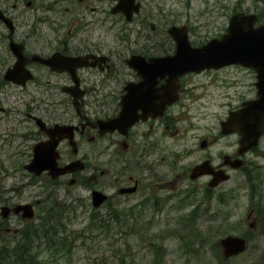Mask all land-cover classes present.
Instances as JSON below:
<instances>
[{"label": "rangeland", "instance_id": "374dc122", "mask_svg": "<svg viewBox=\"0 0 264 264\" xmlns=\"http://www.w3.org/2000/svg\"><path fill=\"white\" fill-rule=\"evenodd\" d=\"M170 2L167 0L163 5L159 2L167 16L162 22L175 23L173 26L176 27L187 26L193 46L201 45L210 34L222 35L231 15L251 13L260 6L258 0H176L174 12H171ZM160 26L165 34L172 25ZM255 81L253 72L236 65L185 77L180 103L169 111V118L163 126L157 155L163 172L160 197L134 209L133 213H127L125 209L128 206H125V212H122L125 217L111 223L98 221L105 212L91 207L93 182L79 180L64 193L66 181L55 184L46 176L34 177L23 170L29 158L21 151L20 145L24 140L21 135H25L28 127L32 129V126L22 115L24 109L6 106L0 120V202L6 198L32 200L34 203L40 201L41 204L36 205L35 219L25 226H29L31 231H35L37 226V230L53 228L60 234L52 236L64 242V247L56 245L46 250L47 246L38 242L40 239L43 243L44 237L41 234L35 236L33 251H45L38 262L225 264L219 241L227 235L246 232L248 225L255 223L258 227L251 235L247 254L231 264H257L249 260L248 253L264 264V134L258 147L243 157L245 172L226 169L229 181L215 189L207 188L208 177L195 181L188 179L192 167L205 160L212 159L213 165H218L223 162L224 155L235 158L239 137L237 134L220 135L219 123L229 111L255 97ZM17 99L18 102L28 101L30 97L1 89V104L13 103ZM160 128L158 133H161ZM203 140L207 142L204 149L200 148ZM148 141L153 139L150 137ZM100 160L95 162L99 163L96 164L97 174L100 169L122 167L117 161L108 166L110 159ZM86 173L82 175L85 177ZM110 177L99 178L108 195L115 193L112 187L109 188ZM135 199L138 197L130 202L134 203ZM249 212L253 214L247 219ZM49 215L54 217L49 220ZM55 219L59 225L53 222ZM11 240H0L1 246L10 245ZM52 255L55 256L52 258Z\"/></svg>", "mask_w": 264, "mask_h": 264}, {"label": "flooded vegetation", "instance_id": "af4514ba", "mask_svg": "<svg viewBox=\"0 0 264 264\" xmlns=\"http://www.w3.org/2000/svg\"><path fill=\"white\" fill-rule=\"evenodd\" d=\"M121 1L0 0V92L7 89L30 97L28 101L18 102L19 97L13 103H0V120L6 106L24 109L22 115L32 126L21 135V151L29 158L26 163L38 145L52 142L56 146L46 151L56 154L58 167L83 162L84 170L56 179L55 184L68 183L64 193L85 179L94 183L90 190L105 194L107 188L99 178L111 176L109 188L115 193L106 194L108 199L99 208L107 213L125 206L131 212L135 206L160 197L163 172L157 155L163 126L169 111L180 103L187 77L179 78L177 91L165 96L168 76L150 62L175 51L167 29L164 34L160 26L175 25L162 22L167 16L159 2L163 5L167 0ZM258 1L260 6L252 13L260 25L264 24V0ZM174 3L176 0H171V12ZM210 35L207 41L219 38L218 33ZM173 97L175 102L160 114L165 99ZM123 108L129 112L117 124ZM132 113L138 120L126 128ZM150 137L153 141H148ZM104 158L110 159L106 165L117 161L122 167L100 169L97 174L99 163L95 162ZM83 172H87L85 177ZM134 197L138 199L131 203ZM18 204L33 201L6 198L0 202V210L3 206L11 210L5 219L0 211V240L19 236L30 224L21 214H12ZM248 255L259 263L253 254ZM262 256L264 259V252Z\"/></svg>", "mask_w": 264, "mask_h": 264}, {"label": "water", "instance_id": "95a60500", "mask_svg": "<svg viewBox=\"0 0 264 264\" xmlns=\"http://www.w3.org/2000/svg\"><path fill=\"white\" fill-rule=\"evenodd\" d=\"M254 21V16H232L229 21L228 34L222 38V41L211 42L200 49L189 48L184 32L178 34L176 32L178 29H175V32L170 31L177 43V53L174 57L164 58L157 62L160 68L169 73L172 81L186 72H199L204 68L217 69L230 64L252 67L256 71L257 98L243 103V108L230 112L226 120L220 124L221 134L228 135L234 132L239 134L237 154L240 156L256 147L264 126V26L254 29ZM218 44H220V48L222 46L221 50L212 51L210 46L214 47ZM163 62L164 64H162ZM171 102V99H165L164 104ZM52 143L40 145L34 149L32 160L25 166L27 172L39 176L44 171H48V175L52 179L73 172L70 168L76 163L65 168H57L56 156L52 151H46L50 146H54L55 143ZM201 147H204V144ZM224 164L237 169L240 167L241 161H231L226 156L224 157ZM202 175L212 176V180L208 183L209 187H216L219 183L229 179V176L223 171L215 172L208 162L195 166L191 170L189 178L195 180ZM106 198L99 191L91 192V204L94 208H98ZM19 210L24 211V218L33 217L30 205L18 206L14 212L18 213ZM2 215L7 216L6 208L2 209ZM220 245L224 258L243 252L245 249V241L237 237H226L220 241Z\"/></svg>", "mask_w": 264, "mask_h": 264}, {"label": "trees", "instance_id": "16d2710c", "mask_svg": "<svg viewBox=\"0 0 264 264\" xmlns=\"http://www.w3.org/2000/svg\"><path fill=\"white\" fill-rule=\"evenodd\" d=\"M119 213L112 212L109 216H106L104 218H100L99 221H107V222H113L114 220L120 219L122 216L118 215ZM49 220L54 217L53 215H49ZM226 218H224L225 220ZM53 222L58 223V219L53 220ZM39 226H37L38 229ZM44 226H41L43 228ZM35 230V235L41 234V236L44 237V244L49 245L48 248H53L56 245L63 246L64 242L57 240L52 235L56 234L58 231L54 230L53 228H43L39 230ZM31 230H26L22 236L19 237V240H17L16 244L5 247L0 246V264H42L38 262V258L41 254L44 253V251L41 250V252H35L33 251V246L31 244V236H30ZM50 233V237H47V234ZM39 245L42 244L40 239H38ZM38 245V246H39Z\"/></svg>", "mask_w": 264, "mask_h": 264}]
</instances>
